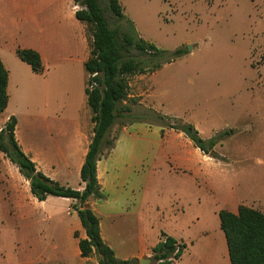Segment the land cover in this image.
<instances>
[{"label": "rangeland", "instance_id": "rangeland-1", "mask_svg": "<svg viewBox=\"0 0 264 264\" xmlns=\"http://www.w3.org/2000/svg\"><path fill=\"white\" fill-rule=\"evenodd\" d=\"M120 1L125 14L122 22L106 10L107 1L101 0L113 28L134 29L167 53L184 49L185 54L155 80V74L131 79V96L145 93L152 97H131L146 100L134 105L133 115L121 118L119 124L153 110V101L161 115L186 122L190 118L202 129L214 130L213 136L222 134L215 151L221 161L237 166H205L209 181L202 205L190 204L185 215L188 221L199 213L200 224L213 231L214 210L230 209L225 203L235 199L264 212V0ZM75 4L74 0H46L38 9L24 12L20 27L15 25L17 16H11L12 37L4 50L17 88L14 104L0 116V123L15 108L21 131L24 105L33 96L39 112H47L50 118L61 111L64 118L75 116L88 80L85 65L79 61L85 54L81 35L90 53V30L72 16ZM22 45L39 47L43 74H33L17 57L15 46ZM133 54L138 56V52ZM26 136L34 147L43 138L33 129ZM195 195L189 192L187 200L191 203ZM78 205L58 197L47 205L40 203L31 193L30 181L0 151V264H98L97 254L81 256L79 241L87 236L84 229L75 228Z\"/></svg>", "mask_w": 264, "mask_h": 264}, {"label": "crops", "instance_id": "crops-1", "mask_svg": "<svg viewBox=\"0 0 264 264\" xmlns=\"http://www.w3.org/2000/svg\"><path fill=\"white\" fill-rule=\"evenodd\" d=\"M45 2L46 0H0V59L9 72L10 99L6 111H10L14 104L12 96L17 88L6 63L7 52L4 50L12 37L13 24L10 18L17 16L15 25L18 23L20 27L24 12L38 9ZM75 14L72 15L74 18ZM81 43L85 54L79 61L85 64L90 53L87 52L83 35ZM18 48H30L39 52L44 66L43 55L37 45L15 46V54ZM23 63L33 72L30 65ZM166 66L153 73L155 75L152 79L155 80ZM33 74L39 75L34 72ZM144 76L139 77L142 79ZM85 87L84 85V91ZM141 96L151 98L152 94L143 93L131 97ZM85 101L86 93L78 102L79 109L75 116L70 119L64 118L62 111L50 118L47 112H39L36 97L33 96L24 105L21 131L15 108L0 123L1 130L15 116L18 120L16 139L24 153L36 164L37 170L64 186L80 191L85 188L81 180V170L94 135L92 114ZM150 103L156 111L157 105L153 101ZM187 120L197 127L204 139L214 137V130L206 131L199 123H194L190 118ZM119 125H115L111 131V134H116L114 146L105 151L97 164L98 181L105 199L91 200L88 203L100 220L102 238L114 250L116 257L120 260L151 259L153 248L161 240L162 233H165L187 246L181 259L173 264H231L227 239L220 226L219 212L227 210L237 214L244 201L233 198L235 201L225 203L230 209L217 207L214 210L216 224L214 222L213 231L208 225L200 224L199 213L190 219L191 222L188 217L185 219V215L187 216L190 204L196 208L202 205L204 187L209 181L204 172L205 166L229 168L231 165L236 167L237 164L204 154L183 133L165 129L163 134V127L156 123L130 121ZM32 129L43 137L38 139L35 147L26 136V132H31ZM210 186L215 188L214 185ZM189 192L193 196L196 193V199L191 200V203L187 200ZM164 194L166 199L163 198ZM52 198L40 203L47 205ZM62 199L70 204L74 202L72 199ZM74 224L75 228L83 229L80 219ZM196 243H201L202 246L197 247Z\"/></svg>", "mask_w": 264, "mask_h": 264}, {"label": "trees", "instance_id": "trees-1", "mask_svg": "<svg viewBox=\"0 0 264 264\" xmlns=\"http://www.w3.org/2000/svg\"><path fill=\"white\" fill-rule=\"evenodd\" d=\"M106 1V10L117 21H124L121 1ZM74 2L83 7L76 12V19L90 30V57L84 64L88 74L85 93L92 114L94 135L81 170L85 188L80 191L64 186L37 170L36 164L24 153L16 139L18 120L15 116L0 130V151L30 181L31 193L39 202L46 201L49 197H58L79 203L76 212L87 236L79 241L83 258L97 254L98 264H140L138 259L120 260L116 257L114 250L102 238L98 216L87 204L91 200L105 199L98 181L97 164L105 151L114 146L115 139H109L112 128L119 124L121 118L133 115L134 105H140L138 100H133L130 96L131 79L161 70L182 57L185 50L167 53L140 37L134 29L130 32L113 28L101 0ZM134 51L138 52V56H134ZM16 54L21 61L31 66L34 73H44L39 52L30 48H18ZM8 84L9 72L0 59V115L9 105ZM146 111L145 115L134 116L132 121L156 123L163 127V134L165 129L183 133L204 154L221 159L215 152V147L220 143L222 134L206 140L192 123L161 115L153 110ZM150 117H154L153 120ZM219 219L227 239L231 264H264V212L241 205L237 214L227 210L220 211ZM186 247L182 242L162 233L161 240L153 248L152 264H173L181 259Z\"/></svg>", "mask_w": 264, "mask_h": 264}, {"label": "built area", "instance_id": "built-area-1", "mask_svg": "<svg viewBox=\"0 0 264 264\" xmlns=\"http://www.w3.org/2000/svg\"><path fill=\"white\" fill-rule=\"evenodd\" d=\"M82 9H83V7L80 6L79 4H75V6L73 7V10H74L75 13H76L77 11L82 10ZM178 249H179V248H178Z\"/></svg>", "mask_w": 264, "mask_h": 264}, {"label": "water", "instance_id": "water-1", "mask_svg": "<svg viewBox=\"0 0 264 264\" xmlns=\"http://www.w3.org/2000/svg\"><path fill=\"white\" fill-rule=\"evenodd\" d=\"M140 264H152V260L151 259H142V260H140Z\"/></svg>", "mask_w": 264, "mask_h": 264}]
</instances>
